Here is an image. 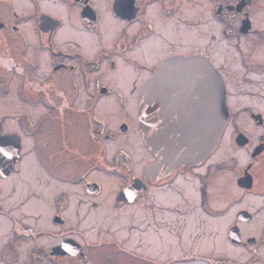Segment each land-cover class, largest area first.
Returning <instances> with one entry per match:
<instances>
[{
	"label": "flooded vegetation",
	"instance_id": "1",
	"mask_svg": "<svg viewBox=\"0 0 264 264\" xmlns=\"http://www.w3.org/2000/svg\"><path fill=\"white\" fill-rule=\"evenodd\" d=\"M21 1L0 0V56L16 41L24 46L12 48L15 56L6 72L0 68V106L18 79L17 97L40 111L37 117L15 118L28 126L27 136L34 142L29 154L24 153V137L4 132L0 119V135L16 136L21 147L19 155L7 158L0 144V168L6 158L15 162L8 172L0 169V222L5 224L0 225V264H93L94 250H108L96 259L99 264H123L122 258L142 264H264V106L233 105L244 94L264 104V0ZM26 2L31 12L22 16ZM197 18L206 20L208 41L201 46L194 45ZM25 21H32L44 53L38 52L45 67L38 75L39 64L24 51L29 45ZM170 24L177 26L176 41L164 36ZM216 34L233 45L238 74L217 62ZM162 46L170 49L164 54ZM195 58L213 66L221 79L227 121L203 160L165 168L142 141L139 98L157 67H173L159 80L158 137L161 142L179 140V127L187 135L195 124L190 96L196 85L189 68ZM121 69L126 77L119 75ZM246 82L256 86L244 90ZM106 99L113 105L103 112L99 106ZM116 108L128 116L114 121ZM80 127L85 145L69 133ZM133 133L145 155L137 171L127 150L112 154L111 147ZM154 164L161 165L157 173L151 171ZM246 198L259 203L249 206ZM25 206L41 212L25 214ZM133 213L141 215L140 225H128L126 237L115 235L113 226L121 218L133 220ZM212 221L224 230L226 244L240 249L236 257L207 253L219 242L206 234ZM116 225L117 230L121 225ZM135 231L138 244L133 248L130 235ZM153 232L156 240L170 239L175 250L170 258H150L143 239Z\"/></svg>",
	"mask_w": 264,
	"mask_h": 264
},
{
	"label": "rangeland",
	"instance_id": "2",
	"mask_svg": "<svg viewBox=\"0 0 264 264\" xmlns=\"http://www.w3.org/2000/svg\"><path fill=\"white\" fill-rule=\"evenodd\" d=\"M20 7V6H19ZM26 10L21 14L22 16L27 15L29 12H31V5H29L28 2H26ZM198 22L201 21V24H199L197 22V27L195 28L196 31V38H195V43L194 45L196 46H201L202 43H207L208 38H204V33L206 30L205 27V19L202 18H197ZM212 22H210L211 24ZM218 25V24H217ZM264 26V24H261ZM170 32L166 35H164L165 37H167V39H171L172 41H176L175 39H177V26L175 24H170ZM23 28L25 30V36L27 37L28 41H29V45L27 46V48L24 50L25 51V55L28 57H32L35 59V61H37V63L39 64V70L37 72H35V75L41 74L43 72V69L45 67H43V65L41 64L42 62H40V60H42L43 58L38 55V52L42 55H44V53L41 51V46L38 42V36L35 34V32H33L34 30H32V28H34V25L32 23V21H25L23 24ZM180 29V33L183 35V28L182 26H179ZM217 40L216 41H212L213 45H214V49L216 52V55L218 56V63L219 64H224L228 70V72L230 74H238L240 71V67H239V63H238V58H237V54L235 52V49L233 47V45H228L224 42L223 38L221 36H219L218 34H216ZM183 38V37H182ZM203 39V41L201 40ZM201 40V41H200ZM38 43V44H37ZM22 41L20 42H15L13 44V46L10 44L8 45L9 47L6 49H3L4 55L0 56V68L3 69L4 72L7 71V63H11L14 60V51H13V47L14 49H17L19 47H24L22 45ZM35 46V47H33ZM29 48V49H28ZM168 49H170L168 46H162L160 52L164 53V52H168ZM29 50V53L26 54V51ZM191 49L189 48L186 52H189ZM36 51V52H35ZM165 54V53H164ZM162 55V54H161ZM160 56V55H158ZM157 56V57H158ZM145 58V57H144ZM149 63V62H148ZM5 67H4V66ZM41 65V66H40ZM211 66V65H210ZM213 67V66H212ZM214 68V67H213ZM238 70V71H237ZM252 79L258 81L259 78L257 77H251ZM18 83V86H16V84ZM256 86L255 83H249L246 82V85L244 86V90H251ZM21 88V82L18 79H14L13 83L11 85V94L9 96H5L4 98H1L3 100V105L2 107L0 106V117L1 120H3L2 123V128L4 132H8V133H16L18 135H20L21 137L23 136V146H24V153L29 154L32 153L31 150V145L33 146L34 142L33 140L30 138H28L27 133H26V127H28L26 124L22 125L24 127H22L17 120H15L16 117H20L22 115H34L35 117H37L39 115V111L40 108H38V106H33V103L29 102H23L22 98H18L16 93L17 90ZM260 102L257 98H253L251 96H247L244 94V97H235L233 99V105L236 107H243V106H249V107H258V106H264L263 103H258ZM1 105V104H0ZM117 111H114L112 118L114 121L119 120L120 118H123L125 116H128V114L126 113L125 110L116 108ZM101 115L103 117H105L107 120H109L110 116L108 114H102ZM134 115V114H133ZM128 119H130V117H127ZM22 127V128H21ZM112 129H114L113 126H111ZM82 128L80 127L79 129H75V131L73 132V130L69 131L70 134L73 133V135L75 134V136L77 135V141H82L83 144L85 145L87 143L86 141V136L83 130H81ZM135 141V142H134ZM132 142V144H131ZM134 143L136 144L134 147ZM112 147V154H114L116 152L117 149H125L127 150L132 156H133V161H132V166L133 169L135 171H137L139 169V166L141 165V163L144 161L145 159V155L144 152L138 142L137 136L135 133L131 134L130 136H126L123 138H119L117 140L114 141V143L111 145ZM200 161H196L195 163H198ZM99 174L96 175V177L101 178L98 176ZM101 175V174H100ZM103 176V175H102ZM106 177V176H105ZM107 178V177H106ZM101 180L103 181L104 186L109 185L107 182H104V179L101 178ZM17 181V180H16ZM15 181V182H16ZM107 181V180H106ZM118 182H115L113 184V186L117 185ZM68 186H71L70 182L67 184ZM110 186V185H109ZM106 188V187H105ZM71 188H68V190L70 191ZM114 190V189H113ZM262 190L264 191V188H262ZM9 195H13L11 192H9ZM26 193L22 194V198L26 197ZM246 202L249 206H257L258 205V201L256 199H248L246 198ZM19 201V200H18ZM111 207V206H110ZM137 208H139V206H137ZM135 209V211H139V209ZM23 211L25 212V214L27 213H33L35 211L38 212V214L41 212L40 209H38L37 207L34 208V206H25L23 208ZM108 211V210H107ZM134 211V210H133ZM134 211V212H135ZM232 211H229V215H227V219H228V225L230 224V222L232 221ZM148 217L147 219L149 220V222L152 221V213L150 211L147 212ZM132 219L133 220H129V219H125L123 220L122 218L120 219L119 223L121 226L118 227V229L116 230V224L114 227V234L115 235H121L126 237L128 235V232L126 233V229L128 227V225H130L131 223L134 224L135 226H139L140 225V221H141V215H137V213H133L132 215ZM107 222V221H106ZM169 228V227H167ZM205 228V227H204ZM256 228V226L254 227V229L249 230L251 231V233H254L252 231H254ZM151 230V229H150ZM149 230V231H150ZM152 230H154V228H152ZM169 230L171 231L172 229L169 228ZM195 231V230H193ZM196 232V231H195ZM194 232V233H195ZM95 233V232H94ZM209 233V235L212 237L211 239H217L219 240V242L216 243V246L214 249H210L211 252H207L208 254H216V253H220L223 255H228V256H237V251H240V249L237 248H233L230 247L229 245L226 244L225 242V238H224V230L221 228V226L216 225L213 221L211 222V224H209L206 228V234ZM138 232H132V234L130 235V240H131V244L132 247L134 248L135 245L137 246V242H138ZM170 235V234H169ZM171 236V235H170ZM147 244H148V248L150 250L149 255L151 254V259H160L163 260L162 257H165L164 259H168L170 258V255L173 253L174 254V248L171 247V243H170V239L164 237L162 240L158 239L156 240V234L153 232L152 233H148L147 235L144 236L143 239ZM168 240V241H166ZM185 244V243H184ZM203 244V243H202ZM202 244H200V246L202 247ZM199 246V247H200ZM107 247V246H106ZM199 247H197L199 249ZM180 249L177 248V251H179ZM195 250V249H194ZM108 250H104V251H100V250H94L92 252V256L95 258L93 259V264H99V261H97V258L102 257L103 255H107ZM121 263L123 264H142L138 259H133L132 260H127V259H121L120 260ZM148 264H157L154 261H150Z\"/></svg>",
	"mask_w": 264,
	"mask_h": 264
},
{
	"label": "water",
	"instance_id": "3",
	"mask_svg": "<svg viewBox=\"0 0 264 264\" xmlns=\"http://www.w3.org/2000/svg\"><path fill=\"white\" fill-rule=\"evenodd\" d=\"M168 66L157 67V71L146 82L139 98L138 123L142 141L147 149L157 160L164 163L165 168H172L182 161L190 163L201 161L210 153L227 121V110L224 86L215 69L209 64H202L198 58L192 59L189 68L192 69L190 75L192 78L195 77L196 91L195 95L190 96V106L193 107V101H196L195 124L187 129V135L179 132V140L171 141L172 143L161 142L156 119L159 100L157 93L161 76L167 73L168 68L173 69ZM19 143L16 136L0 135V144L4 147L3 154L7 158L19 155L21 150ZM7 158L4 159V167L0 168L6 172L11 170L15 163L12 160L6 161ZM160 166L152 165L151 171L157 173Z\"/></svg>",
	"mask_w": 264,
	"mask_h": 264
},
{
	"label": "bare ground",
	"instance_id": "4",
	"mask_svg": "<svg viewBox=\"0 0 264 264\" xmlns=\"http://www.w3.org/2000/svg\"><path fill=\"white\" fill-rule=\"evenodd\" d=\"M19 2H22V1L19 0ZM119 75H120V76H124V77H126L125 75H127V73H126L124 70L121 69V70L119 71ZM193 103H196V101H193ZM112 105H113L112 101L109 100V99H106V100H103V101L100 103L99 109H100L101 111L105 112L106 110H108L109 108H111ZM132 109H133V101H132V99H129V101H128V110L131 112ZM138 125H139V123H138ZM179 132H180L181 134H185V132L182 131V129H180V127H179ZM131 144H132V142H131ZM0 225H1L2 227L5 226V224H4L3 222H0Z\"/></svg>",
	"mask_w": 264,
	"mask_h": 264
}]
</instances>
